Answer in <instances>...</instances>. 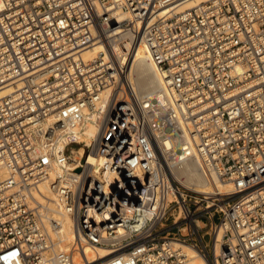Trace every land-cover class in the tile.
Here are the masks:
<instances>
[{"label": "built area", "instance_id": "2783aa9c", "mask_svg": "<svg viewBox=\"0 0 264 264\" xmlns=\"http://www.w3.org/2000/svg\"><path fill=\"white\" fill-rule=\"evenodd\" d=\"M182 1L0 0V264H264V0Z\"/></svg>", "mask_w": 264, "mask_h": 264}, {"label": "bare ground", "instance_id": "6f19581e", "mask_svg": "<svg viewBox=\"0 0 264 264\" xmlns=\"http://www.w3.org/2000/svg\"><path fill=\"white\" fill-rule=\"evenodd\" d=\"M207 0H184L178 3L175 8L178 11L192 8L197 6L201 2H205ZM131 38L124 37L119 39L115 43V49L121 53L126 54L130 49L132 50L133 64H132V72L134 77V82L138 86L139 89L143 91H148L150 94H153L158 90L160 85L163 83V72L159 69L156 63L152 60L149 55L146 47L144 45H132ZM133 48V49H132ZM104 47L101 43L94 44L88 48H86L83 52V56L86 58L95 57L99 54ZM152 73H156L159 79L155 80V83L150 82ZM154 78V77H153ZM154 82V81H153ZM184 182L187 185L195 186L196 188L202 191H211L212 189H219L223 192H227L231 190V184L227 181H224L222 178L218 176H213L210 180L204 175L201 170L198 162L195 159H190L187 161L185 168L183 170ZM44 190H47L44 188ZM65 228L63 230V237L67 243L73 234L72 224L69 218H66L64 221ZM183 250L186 252L188 256L187 264H206V261L198 252V250L188 244L182 245ZM91 250V252H90ZM87 253L92 255V249L87 248ZM101 256L104 257L108 254L106 251H100ZM42 264H58L55 259L48 255Z\"/></svg>", "mask_w": 264, "mask_h": 264}, {"label": "rangeland", "instance_id": "374dc122", "mask_svg": "<svg viewBox=\"0 0 264 264\" xmlns=\"http://www.w3.org/2000/svg\"><path fill=\"white\" fill-rule=\"evenodd\" d=\"M153 77H154V78H153ZM158 77H159V76H158L156 73H152V76H151V80H150V82L155 83V80L160 78V77H159V78H158ZM153 81H154V82H153ZM90 252H91V250H90Z\"/></svg>", "mask_w": 264, "mask_h": 264}]
</instances>
